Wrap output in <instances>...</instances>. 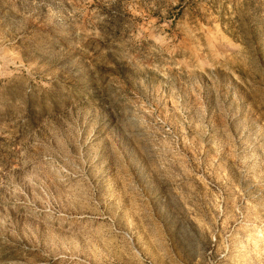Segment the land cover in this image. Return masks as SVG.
<instances>
[{"label":"rangeland","instance_id":"374dc122","mask_svg":"<svg viewBox=\"0 0 264 264\" xmlns=\"http://www.w3.org/2000/svg\"><path fill=\"white\" fill-rule=\"evenodd\" d=\"M0 264H264V0H0Z\"/></svg>","mask_w":264,"mask_h":264}]
</instances>
